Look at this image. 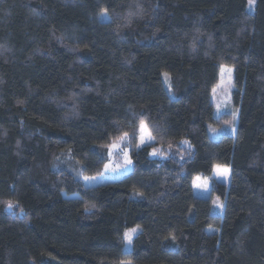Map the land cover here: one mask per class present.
<instances>
[{
	"label": "trees",
	"instance_id": "16d2710c",
	"mask_svg": "<svg viewBox=\"0 0 264 264\" xmlns=\"http://www.w3.org/2000/svg\"><path fill=\"white\" fill-rule=\"evenodd\" d=\"M246 7L0 0V264H264V0ZM221 65L239 112L212 140L206 126L231 124L210 102ZM140 120L156 139L137 148ZM123 131L131 171L103 179L102 145ZM218 164L214 215L191 180Z\"/></svg>",
	"mask_w": 264,
	"mask_h": 264
},
{
	"label": "rangeland",
	"instance_id": "374dc122",
	"mask_svg": "<svg viewBox=\"0 0 264 264\" xmlns=\"http://www.w3.org/2000/svg\"><path fill=\"white\" fill-rule=\"evenodd\" d=\"M255 1V0H254ZM254 3L250 6L249 2L247 0V11H251L252 7H253ZM231 68V67H230ZM232 83H233V71H232ZM161 80L163 81V83H165V86H168V81H166L164 75H161ZM221 81V77H220V68L218 69L217 72V83L215 84V86L213 87V89H216L215 93L213 92V89L211 90L210 93V102L213 106V117L217 118L219 115H222L223 113H227L230 115L231 117V124L228 125H224L218 128L212 127V126H206V131H207V135L210 139L212 140H217L220 136L222 135H228V136H234L235 133H233L232 131V125L236 123V119L237 116L235 118V120H233V116L231 115L232 111L237 109L234 106V102L232 99L233 96V91H234V87H231L230 89H225L222 87H218V85L220 84ZM225 81H227V77H225ZM184 147L188 146V144L181 143ZM121 147L126 150L129 154V144L128 141H125L124 143H122ZM182 147V146H181ZM160 150V149H159ZM152 152V151H151ZM165 153L169 156L171 155H179L178 153H174L172 154V151L170 149H167L165 151ZM67 159H69L68 153L66 154H61L58 158L61 159V157H64ZM152 157V156H150ZM160 157V156H157ZM155 158V157H152ZM161 158V157H160ZM109 161L111 162V167H116L118 164H122L123 163V155L122 153L119 152V150H115L113 152V155L109 158L108 156V150H107V161L106 163H109ZM131 170H129L128 172H120V173H113L111 171H106L105 168L103 167L102 170V174H103V179L104 177L107 178H119V177H123L127 174L130 173ZM99 177H102L101 175ZM96 177V178H99ZM216 181L218 183L227 185L228 182H225V180L223 178H218L212 168L211 174L209 176H202V175H196L192 178L191 180V186H192V192L193 195L199 198H210L211 199V213L214 215H221L223 208H218L213 204V201L218 197L217 195L213 194L212 191V182ZM199 184L201 185V187H196V185ZM207 184V189H205L204 185ZM221 201V200H220ZM222 202V201H221ZM9 210V209H8ZM136 227V226H135ZM128 230V229H126ZM125 230V231H126ZM123 231V252H128L131 249V244H129L126 240H124V232ZM140 231V229L137 231V233ZM135 233L133 235L134 236L137 234ZM132 238V239H133ZM124 264V263H121Z\"/></svg>",
	"mask_w": 264,
	"mask_h": 264
},
{
	"label": "snow or ice",
	"instance_id": "6c2138e0",
	"mask_svg": "<svg viewBox=\"0 0 264 264\" xmlns=\"http://www.w3.org/2000/svg\"><path fill=\"white\" fill-rule=\"evenodd\" d=\"M248 2H249V5L251 6L254 3V0H248ZM100 15L103 18L110 19V17H108V10L106 8L102 9ZM232 71H233L232 68L225 67V66L221 65V67H220L221 81H220V84L218 85V87L225 88L226 90L230 89L231 87H234V84L232 83V79H231L232 78ZM163 75L167 81L169 79V73L165 72V73H163ZM225 77H227V81H225ZM215 91H216V89H213L214 93H215ZM238 112H239V109H235L232 111L231 115L233 116V120H235ZM232 131H233V133H235V131H236L234 124L232 125ZM138 133H139V135H138L139 143L136 145L137 148H140L144 145H152L155 142L156 137L152 135V132L150 131L148 124H146L144 120H140V122H139ZM132 135L134 136L135 132ZM129 137H130V133L127 131H123L119 135L115 136V138L112 139L111 143H109L107 145H102V147L107 148L109 158L113 155V152L115 150H119V152L122 153V155H123V163L118 164L114 168L111 167L110 161H109V163H105L104 168L106 171H111L113 173H120V172H128L129 170H131V166L133 165V161L130 158L128 152L121 147L122 143L129 140ZM183 143L188 144V141H183ZM169 147H171V145ZM189 147H191L190 144H189ZM149 155L152 157H157V156H164V153L161 150L153 147V150H152V152L149 153ZM213 171L218 178H223L225 180V182L229 181L230 169L228 166L219 165V164L214 165ZM101 176L103 178V174H101ZM84 179L86 181H95L96 178L95 177H85ZM196 187H201V185L197 184ZM204 187H205V189H207V184H205ZM138 195H139V193H138ZM6 204H7V207L9 209L13 208V203L11 201L6 202ZM213 204L218 208L224 207V205L220 201L219 197H217L213 201ZM139 229H140V225H136V227H133V228L126 230L124 232V240H126L129 244H131L133 235L135 233H137V231ZM172 239L174 240L175 237L173 236Z\"/></svg>",
	"mask_w": 264,
	"mask_h": 264
}]
</instances>
